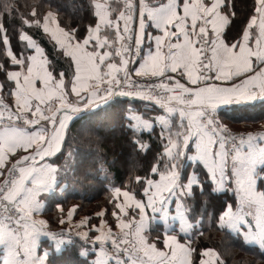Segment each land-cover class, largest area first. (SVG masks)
Segmentation results:
<instances>
[{
  "label": "snow or ice",
  "instance_id": "obj_1",
  "mask_svg": "<svg viewBox=\"0 0 264 264\" xmlns=\"http://www.w3.org/2000/svg\"><path fill=\"white\" fill-rule=\"evenodd\" d=\"M94 7L97 20L79 37L75 29L60 27L56 11L43 16V31L51 34L69 58L67 83L65 71L54 75L44 49L26 32L19 39L35 50L26 57V69L25 58H18L10 47L7 56L20 70L0 64V71L14 82L11 94L20 97L14 108L0 103V264H49L51 253L41 250V235L52 240V252L61 251L71 235L79 237L85 260L95 251L91 264H194V249L177 235L165 234L167 251L158 250L145 235L152 216L148 209L152 214L164 213L174 192L190 193V186L179 181V168L193 141L210 178L238 196L239 208L229 206L217 228L227 226L264 240V191L256 187L264 178V173H256L258 164L264 166V132L233 134L215 111L231 101L264 98V0H254L240 38L232 42H225L223 30L236 13L225 0H123L119 12L106 3L96 2ZM6 11L11 16V8ZM31 15L33 19L23 23L39 26L36 8ZM0 33L9 45L4 27ZM137 60L141 62L136 64ZM70 94L75 100H69ZM116 95L161 108L159 124L166 146L150 175L135 176L144 199L119 186L112 188L114 207L126 214L132 206L139 219L133 216L125 221L113 211L120 231L113 233L101 220L100 227L92 226L90 235L91 229L82 230L85 219L74 233L67 230L66 239L63 230L49 231L47 221L36 218L41 212L40 194L56 179L49 159L60 152L73 116ZM145 119L136 115L132 123L142 127ZM132 142L141 151L148 146L138 135L132 136ZM18 150L21 154L5 171L7 157ZM60 212L59 222L64 224L62 208ZM74 212L75 207L67 213L69 223ZM212 258L224 264L212 248H205L195 264H213Z\"/></svg>",
  "mask_w": 264,
  "mask_h": 264
},
{
  "label": "trees",
  "instance_id": "obj_2",
  "mask_svg": "<svg viewBox=\"0 0 264 264\" xmlns=\"http://www.w3.org/2000/svg\"><path fill=\"white\" fill-rule=\"evenodd\" d=\"M94 1L96 0H0V13L3 14V24L10 44L3 43V33H0V64L8 70L15 71L19 65H13L7 56L10 47L18 58L25 57L28 50L27 41L19 39L23 32L28 33L45 49L50 65L55 71H65L68 78L69 58L65 57L57 46L45 35L41 24L39 26L25 25L24 19L32 20V9L37 10V19L43 20L47 11L58 13L59 24L65 29H75L78 37L86 34L90 25L95 24ZM254 0H227L230 11L236 13L232 17L227 30V37L232 40L239 37L246 19L252 10ZM6 8H11L9 16ZM237 33L236 37H233ZM2 94L7 97L14 84L0 71ZM6 100V98H5ZM128 97H120L115 101L81 112L69 126L64 142V148L57 157L58 168L66 179L69 192L62 198H54L48 203L45 214L53 227L59 226L61 205L63 214L75 206V217L88 216L91 221H98L97 212L105 210L104 218L112 223L115 200L112 199V186L133 191L138 196L140 185L135 176L150 175V170L160 158L164 140L155 132L140 131L132 125L128 115ZM234 114L221 112L223 122L233 129L248 128L251 123H261L264 119V101L250 107L237 106L231 110ZM250 122L247 124L246 122ZM127 125V126H126ZM138 135L140 141L147 143V148L141 151L132 142V136ZM264 173V166L261 168ZM112 174V180L108 175ZM201 187L195 186L193 194L188 197L189 219L194 227L189 234L193 251L194 264L199 254L205 248H212L220 254L224 264H264V249L257 244H249L240 232L225 226L217 228V221L229 206H234L237 198L235 192L227 189L216 193L212 190L210 180L202 177ZM259 188L264 191V178L259 181ZM162 229L161 226L157 227ZM197 231L202 232L200 235ZM160 232V231H157ZM183 239V236H180ZM48 244L47 241L43 242ZM83 241L74 237L61 251L52 252L48 256L49 264H91L94 253L85 260L81 256ZM88 247H90L88 245Z\"/></svg>",
  "mask_w": 264,
  "mask_h": 264
},
{
  "label": "crops",
  "instance_id": "obj_3",
  "mask_svg": "<svg viewBox=\"0 0 264 264\" xmlns=\"http://www.w3.org/2000/svg\"><path fill=\"white\" fill-rule=\"evenodd\" d=\"M96 2L109 4V5L112 6L113 10L116 11V12L122 11L123 0H96V1H94V5H95ZM225 2L227 4V0H225ZM94 10H95V7H94ZM222 11H223V9H222ZM115 14L116 13H114L113 15H115ZM231 20H232V17H231ZM231 20H230V23H231ZM56 22L59 23L58 19H57ZM230 23L223 30V38L225 39V42H232V41L237 40V39L240 38V36L236 37L237 33L236 34L234 33L235 35L233 37H236V38H233L232 40H230L227 37V33H228L227 30H228V28L230 26ZM52 26H54V24H50V27H52ZM41 27L43 29V20H42V23H41ZM60 27H62V26L60 25ZM65 30L67 31V29H65ZM147 30L152 31L153 30L152 26L148 25L147 26ZM45 35L56 45V42L51 38V34L50 33H45ZM37 44L40 47L43 48V46L41 44H39L38 42H37ZM56 46L59 49L58 45H56ZM60 51H62V50H60ZM31 54H35V50L32 49L28 45V50L25 53V57H24L25 58V69H26V66H27L26 57L31 55ZM44 55L47 58V60L50 62V59L48 58L45 49H44ZM140 55H141V57H143V55H144L143 49L141 50ZM140 62H141L140 60H137L136 64H139ZM16 70H20V66ZM58 72L59 71H54L53 74L57 75ZM177 78H179V77H177ZM65 80H66V83H67L68 78L65 77ZM182 82H184V81H182ZM12 83L14 84V82H12ZM13 89H14V86H13ZM1 90L2 89H0V103H5V104L10 105V106H12L14 108L15 107V102H19L20 101L19 95L17 94V95L14 96L13 94H11L12 93V91H11V93L8 94L7 97H5L2 94ZM122 97H128L131 100V102H129L130 103L129 104V111H128V115H127L130 119H133L136 115H141L142 119L147 118V119L144 120V126H142V127H137L134 123H132V125L135 128H138L140 131H146V132H154V130H155V132H157V133H159L161 135V131L162 130H161V127H160V124H159V114L161 113L162 110H161V108L159 106H157L155 103H150V102H148L146 100H143V99H137V98H133V97H129V96H122ZM5 98H6V100H5ZM69 100H75L74 94H70L69 95ZM262 101H264V98H254V99L249 100V101H231V102L219 105L217 107L216 111L219 113V115H220V117H221V119L223 121V117L221 115V112H225L226 111L227 114L231 115V114H234V112H235V111L231 112V110L233 108L237 107V106L248 105L250 107H254V105H256V104H258L259 102H262ZM85 109H88V108H82L75 116H73L72 120L69 123V126L74 121V119L78 115H80L81 112L83 110H85ZM153 114H157L155 116V121H156L155 124H153V122H152ZM172 119L174 120L175 118L173 117ZM246 123L250 124L249 121L246 122ZM69 126H68V129H69ZM243 128L247 129L248 131L253 132V133L264 132V119L259 124L251 123L248 128H246V127H243ZM67 131L68 130H66V133H65V139H66V136H67ZM163 140H164V138H163ZM165 146L166 145H165V142H164L163 151H164ZM63 148H64V143H63V145L61 147L60 152H58L56 155L52 156L49 159V166H52L54 168V171L56 172V179H55V182L53 183V185H51L48 188L47 191L42 192L40 194L39 199L41 201V212L38 214V216L36 218L37 219H43V220L47 221V228H48L49 231L60 233L61 230H63L65 232V238L66 239H68V237H69V234H68L67 230L69 228H71L72 232L74 233L77 230L75 226L80 221L85 220V219H87V223L82 226V230H90L91 229L90 235L92 234V232H94V229H93L92 226L95 225L96 227H100L101 226V220H103L105 222V227L106 228H111L112 229L113 233H116V232L120 231L119 225L117 224L116 216H112L113 221H112V223H110L108 220H106L104 218L105 213H106L105 210L99 211V212L96 213V215L98 213H101V212L103 213V216H100V219L98 221H91L88 216H81L79 218H76L75 217V212H74L73 216L71 218V223H69V221L67 219V213H68V211L72 210L73 207H75V206H73L69 210L67 209L66 214L64 215V218H65V223L64 224H61L59 222V226L58 227L51 226V224H50V222H49V220H48V218H47V216L45 214V210L47 208L48 203L50 205V203L56 197L57 198L64 197L69 192V189H71L69 187L68 183L63 181V179H66V178L63 175H61V171H59V168H58L59 164L56 161L57 157L61 154ZM163 151H162V154H163ZM20 154L21 153L18 150L17 153L12 154V155L7 157V161H6V165H5V171H6L7 167L10 166V164L15 159H17L19 157ZM0 163H2V161H0ZM262 167L263 166H260L259 164L257 165V167H256L257 175L262 173L261 172V168ZM108 177H109L108 180H112L111 177H113V175L109 173ZM202 177H204L207 180H210V182L212 183V190L214 192L221 193V192H224V191L227 190V189H225L223 187L217 186L215 181L212 178H210L209 173H208V171L205 168V165L203 164V162L200 160L199 156L197 155V150L195 148V144H194V141H193V142H190L187 145V148L185 150V155L182 157V159L180 161V168H179V181L181 183H183L185 187H189L190 186V188H191L190 193H188L187 195H184V194L177 195L174 192L172 194V196H170L168 198V204L165 205V208L167 209V211L164 212V213H160V214L153 213L152 214L151 213V209L147 210L148 215L149 216L152 215V216L150 217V222L148 224V229H147L145 235L147 236L149 243H155L156 248L158 250H163V251H167L168 250L163 244V238H164L165 234H175V235H177V239L181 243L188 242V243H190V246H191V240H190L189 234L191 233L194 225L189 219V215H188L189 214V208H188L187 203H188V199H189L188 197H190L193 194V190H194L195 186H197V187H201L202 186L201 185ZM153 178H158V177H153ZM0 179H3V177L0 176ZM259 181H260V179L258 180V183L256 184V187H257L258 190H261L259 188ZM113 187H116V186H112L111 187V191H112ZM123 190H125V189H122V191ZM261 191H263V190H261ZM131 192L138 199H144V197L142 196V190H141L139 196L137 194H135L133 191H131ZM235 195H236L237 201H236L234 206H231L232 209H238L239 208L238 196H237L236 192H235ZM112 199L115 200L114 197H112ZM120 199H121V201L123 200L122 197ZM58 208L61 209V205L60 204H59ZM228 208L229 207H227L226 210ZM226 210H225V212H226ZM117 213L125 221H127L130 218H132L133 216H136V219H139L138 210L134 209V207H132V206H129L127 208L126 214H121L119 212V209H118ZM158 226H161L162 229H158L157 228ZM232 229L234 231H236V232L238 231L237 229H234V228H232ZM157 231H160V232H157ZM241 235H243L244 239L249 244H257V245L264 244L263 243L264 240L258 241V240L253 239L250 236H247L246 234H242L241 233ZM180 236H183V239H181ZM74 237H76V236L75 235H71V241H72V239ZM45 240L48 243L47 245L43 243V242H45ZM66 245L67 244H65L62 247V249ZM39 246H40L41 250L47 249L50 252V250L52 248V240L47 235H41L40 238H39ZM91 253L95 254V251L91 250ZM192 258H193V255H192ZM212 259H213V264H216L215 258H212Z\"/></svg>",
  "mask_w": 264,
  "mask_h": 264
},
{
  "label": "built area",
  "instance_id": "obj_4",
  "mask_svg": "<svg viewBox=\"0 0 264 264\" xmlns=\"http://www.w3.org/2000/svg\"><path fill=\"white\" fill-rule=\"evenodd\" d=\"M122 96H126V95H116V96H113L112 98H110L109 100H107L105 103H103L102 105H106V104H109L113 101H115L117 98H120ZM216 111V110H215ZM216 115L218 116L219 120H221L222 123H224L219 115V113L216 111ZM225 124V123H224ZM229 130L233 133V134H239V133H245V132H250L248 131L247 129H244V128H241V129H233L231 128L229 125L225 124Z\"/></svg>",
  "mask_w": 264,
  "mask_h": 264
},
{
  "label": "rangeland",
  "instance_id": "obj_5",
  "mask_svg": "<svg viewBox=\"0 0 264 264\" xmlns=\"http://www.w3.org/2000/svg\"><path fill=\"white\" fill-rule=\"evenodd\" d=\"M91 108H95V107H91ZM264 243V242H263ZM263 249H264V244L260 245Z\"/></svg>",
  "mask_w": 264,
  "mask_h": 264
}]
</instances>
